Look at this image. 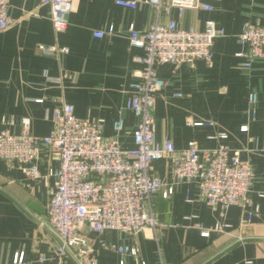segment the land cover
I'll list each match as a JSON object with an SVG mask.
<instances>
[{"label": "crops", "instance_id": "obj_1", "mask_svg": "<svg viewBox=\"0 0 264 264\" xmlns=\"http://www.w3.org/2000/svg\"><path fill=\"white\" fill-rule=\"evenodd\" d=\"M117 1L73 0L68 27L56 34L49 6L41 0H11V25L0 30V131L19 135L27 120L33 136H48L54 129L55 109L70 104L79 119L103 121L109 137L115 135L113 124L123 119L121 145L133 149L138 119L125 105L133 93L130 84L139 79L142 65L137 58L143 51L130 46V28L144 33L158 20L204 30L213 21L227 34L215 41L212 67L198 61L193 67L157 68L166 86L157 95L155 139L170 140L177 149L196 142L202 149L223 144L239 151L253 170L249 203L221 209L209 205L197 185L182 183L169 199L154 197L160 223L155 232L91 236L97 244L139 250L136 258L104 248L98 264H264V198L258 196L264 190V59L244 69L246 58L237 54L246 53L247 47L236 40L246 23L264 26V0H200L213 9H188L180 15L173 8L159 18L143 0H130L139 2L136 9L123 8ZM40 45L69 51L48 56ZM251 94L257 95L254 104ZM188 122L214 126L194 127ZM244 125H249L248 132L241 131ZM219 133L228 138L211 139ZM59 166L57 158L43 153L38 163L43 177L31 179L16 164L0 160V264H13L21 253L32 264H77L71 258L57 259L55 235L40 223L46 222L49 189L55 181L45 175ZM153 174L168 182L169 160L155 163ZM217 224L230 228L218 232ZM206 230L208 237L202 235ZM42 257L46 260L40 261Z\"/></svg>", "mask_w": 264, "mask_h": 264}, {"label": "built area", "instance_id": "obj_2", "mask_svg": "<svg viewBox=\"0 0 264 264\" xmlns=\"http://www.w3.org/2000/svg\"><path fill=\"white\" fill-rule=\"evenodd\" d=\"M142 2L154 8L158 18L170 14L173 8L180 15L188 9H213L200 0ZM41 3L50 8L55 33L65 32L67 17L74 8L73 0H41ZM116 3L128 9H136L139 5L138 1L130 0ZM10 7L11 0H0L2 31L11 25ZM226 34L213 21H208L204 30L183 28L175 21L162 24L158 20L144 33L130 28V46L143 51L137 58L142 65L139 79L130 84L133 93L125 105L138 119L132 134L133 149L122 148L123 119L113 124L115 135L109 137L105 134L103 121L79 119L70 104L55 109L54 129L48 136H33L27 120H24L19 135L7 129L0 131V160L16 164L28 178L43 177L38 167L43 153L59 160V168H50L45 175L54 177L55 181L49 189L46 222L39 219L41 225L47 224L55 235L54 252L58 260L71 258L77 264H98L104 248L137 258L139 250L136 247L97 244L91 234L102 236L116 231L136 235L145 229L155 232L160 223L153 209L154 197L161 195L169 199L175 187L182 183L197 185L202 198L221 209L243 207L249 203L253 170L239 151L223 144L202 149L196 142L177 149L170 140L157 143L155 139L157 95L166 86L157 68L165 64L193 67L198 61L212 67L215 41ZM236 40L247 47L246 53L237 54L246 58L244 69L249 70L255 61L264 59V26L246 23ZM38 49L48 56H60L69 51L58 45H40ZM250 101L256 103L257 95L251 94ZM252 115L255 117L254 110ZM188 125L211 127L214 123L188 122ZM248 130L249 125L241 127L242 132ZM216 138L225 140L228 137L225 133L211 137ZM162 159H168L170 163L168 182L153 174L154 164ZM258 196L264 198V190L258 192ZM226 228L230 226L217 224L215 230L222 232ZM209 233L206 230L202 235L208 237ZM45 260V257L40 259ZM13 264L32 263L25 262L21 253L16 255Z\"/></svg>", "mask_w": 264, "mask_h": 264}]
</instances>
